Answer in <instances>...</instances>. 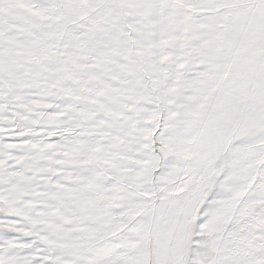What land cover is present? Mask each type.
I'll list each match as a JSON object with an SVG mask.
<instances>
[{
  "label": "snow or ice",
  "instance_id": "6c2138e0",
  "mask_svg": "<svg viewBox=\"0 0 264 264\" xmlns=\"http://www.w3.org/2000/svg\"><path fill=\"white\" fill-rule=\"evenodd\" d=\"M0 264H264V0H0Z\"/></svg>",
  "mask_w": 264,
  "mask_h": 264
}]
</instances>
